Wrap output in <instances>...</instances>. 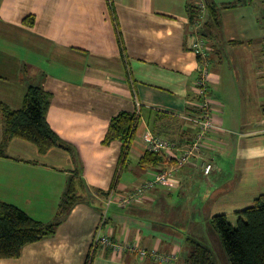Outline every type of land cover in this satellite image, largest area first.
Masks as SVG:
<instances>
[{
	"label": "crops",
	"instance_id": "0c3cea01",
	"mask_svg": "<svg viewBox=\"0 0 264 264\" xmlns=\"http://www.w3.org/2000/svg\"><path fill=\"white\" fill-rule=\"evenodd\" d=\"M211 1L218 8V28L201 39L213 48L209 99L213 123L222 130L210 136L202 156L174 174L178 184L153 188L131 207L110 214V198L108 207L118 206L117 198L136 187L134 182L156 171L137 166L146 152L143 134L151 132L150 115L164 113L183 122L197 114L199 64L189 49L193 35L185 8L195 0H0V105L17 109L29 87L43 89L50 94L48 125L74 148L70 156L59 149L39 155L32 144L10 140L7 156L0 157V201L49 224L71 175L82 185L81 200L52 236L0 264H86L104 213L106 236L162 254L176 250L178 262L182 248L173 238L189 225L179 217L185 220L191 210L208 219L227 215L264 195V80L259 77L264 0ZM227 3L233 7L219 8ZM27 17L34 19L31 27ZM136 103L141 116L117 187L100 196L115 182L123 159L120 142L103 146L101 141L110 119L133 112ZM180 132L172 129L169 140L181 142ZM1 136L0 125V141ZM203 162L211 165L207 175ZM173 192L182 201L180 211L169 204ZM192 222L206 226L197 215ZM89 261L158 264L110 249L97 250Z\"/></svg>",
	"mask_w": 264,
	"mask_h": 264
},
{
	"label": "trees",
	"instance_id": "16d2710c",
	"mask_svg": "<svg viewBox=\"0 0 264 264\" xmlns=\"http://www.w3.org/2000/svg\"><path fill=\"white\" fill-rule=\"evenodd\" d=\"M232 7L233 5L229 3L219 6V8L222 9ZM185 8L189 19V27L192 29L193 36L205 38L214 34L215 30L218 28L219 17L218 8L211 0H195L194 3L187 2ZM24 22L31 27L34 19L33 17H27ZM236 43L238 42H231V44ZM208 51V62L210 64L213 48L210 46ZM197 60L199 63L200 59L198 57ZM259 77L264 80L263 75ZM49 103V93L39 87H29L19 108L11 109L7 107V105H0V125L2 127L0 157L7 156L5 148L12 139H20L32 144L37 149L39 155H44L52 148H60L68 153H73L74 148L63 142L46 121V111ZM135 107V110L131 113H118L116 116H113L108 123L101 145L108 146L114 141L120 142L122 149L121 158L123 159L119 161L117 166L114 177L115 182L111 184L107 192L99 191L100 196H110L117 187L116 179L122 171L130 142L134 137L141 116L140 105L136 103ZM196 110L195 112L198 113V110ZM186 124L190 126L185 120L182 122V120L179 121L177 118L159 112L152 113L148 123L149 129L155 136L165 138L170 143L172 139L169 140L168 137L173 134L172 129L174 131V129L180 128L181 132L178 138L181 142H177L176 147L186 145L190 140L188 139L189 137L187 138V133L190 132V130L188 131ZM164 164L165 162L160 154L147 151L140 156L137 161V166L139 168L156 170L154 173L164 169ZM81 187V183L76 180V175H71L66 189L60 198L55 219L49 224L37 221L18 207L0 201V260L17 259L24 246L52 236L64 216L76 202L81 200V196L78 194V189ZM137 200L138 199H133L129 204L118 206V208L125 209L131 207ZM106 207L107 209L109 208L108 206ZM234 216V223L229 222L227 216L221 213L214 214L209 219V225L214 232L218 234L229 264H264V196H259L251 207L235 212ZM101 217H103V219L101 218L95 235L97 233L105 235L102 233V230H104L107 225L104 219L105 213L104 216L102 215ZM179 219L180 218H178V220ZM107 237L112 243L134 244L137 247L135 248L133 246V249L125 250L122 254L128 253L136 255L143 260L151 261L150 252H152L154 248H143L139 242H120L109 236ZM186 241L187 255L184 262L185 264H214L212 253L206 243L202 240L190 237H188ZM99 249L101 250L93 241L86 264H89V259L91 260ZM106 249H104V251ZM110 250L112 251V249ZM142 250L145 251V256L143 257L139 256ZM171 253H175L176 255V260L172 263L174 264L178 257V252L176 250L166 254H160L169 255Z\"/></svg>",
	"mask_w": 264,
	"mask_h": 264
},
{
	"label": "built area",
	"instance_id": "2783aa9c",
	"mask_svg": "<svg viewBox=\"0 0 264 264\" xmlns=\"http://www.w3.org/2000/svg\"><path fill=\"white\" fill-rule=\"evenodd\" d=\"M189 49L200 59L198 63V78L196 81V96L199 99L198 113L195 116L187 117L185 120L196 130L194 140L187 147L183 145L176 147L168 140L155 136L151 132H145L143 134L144 142L146 143V151L150 153H158L162 156L166 169L155 172L152 177L138 186L134 192H128L117 198L116 204L118 206H125L133 199H140L145 196V192L153 189L157 186H168L169 184H178L175 180L174 174L180 171L184 166L190 163V159H196L200 155H203L210 146V139L213 133L221 131L222 129L217 127L213 123L212 119V104L209 99V48L206 47L203 40L199 37L193 36L190 40ZM260 73L264 77V40L261 54ZM136 108V107H135ZM203 174L207 175L211 171V165L203 162L201 164ZM112 200L110 198L107 202ZM107 203V206H108ZM94 244L98 245L101 249L110 248L112 251L122 254L125 250H131L134 244H116L110 242L109 238L105 235L97 233L93 238ZM134 246V247H133ZM145 251H140L139 256H145ZM150 258L159 264H172L176 260L175 253L169 255H162L155 250L150 252Z\"/></svg>",
	"mask_w": 264,
	"mask_h": 264
},
{
	"label": "rangeland",
	"instance_id": "374dc122",
	"mask_svg": "<svg viewBox=\"0 0 264 264\" xmlns=\"http://www.w3.org/2000/svg\"><path fill=\"white\" fill-rule=\"evenodd\" d=\"M190 126H189V128H190ZM189 128H188V131L190 130ZM191 130H193V137H192V131ZM191 130H190V132L187 133V137H189V138L192 137L191 141H189L188 142V145H186L187 147L190 146V143L194 140L195 135L197 134L196 133V130L192 126H191ZM171 141H172L171 144H173L174 146H177L176 145L177 141H174V140H171ZM52 149L63 150V149H60V148H52ZM63 151H65V150H63ZM66 153L70 156V154L67 151H66ZM193 161H194V159L192 157L190 159V163H192ZM178 175H176V176L174 175L175 176V180L177 181V183H179V181H178ZM125 177H126V175H125ZM120 180H121V182L123 180L125 181L124 177H123V179H120ZM144 181L145 180L141 181L140 183H138L139 181L138 182H134L133 184L131 183L132 184L131 185L132 187L133 186H136V187H133V188L129 189L128 192H131V193L134 192L137 189L138 186H141L142 185V183ZM157 187H159V186H157ZM196 189H197V186L195 187V190ZM261 196H264V195H261ZM181 203H182V201L178 198V195L175 194V192H173L172 193V196H171V198L169 200V204L172 207H175L176 210L180 211V209H179L180 206L179 205ZM110 207H109L110 209L108 208L110 214H113L114 212H116L119 209L118 206H113L112 205ZM234 213H228L226 215L227 216V220L229 222H231V223H234L235 222ZM215 214H220V213H215ZM194 215H197L200 220L206 221V226L204 228L203 227H200L198 225H194L193 224L192 221L194 220ZM179 218H180L179 221L182 223V225L187 224V221L189 222V225L187 226V229H186L185 233L182 231V236L180 238L179 237H174L173 238V244H175L177 247H180V249L182 248L181 254L179 255V261L178 262H175L174 264H184V262H185L186 255H187V253H186L187 241L185 239H186V236L187 235L190 238H195V239H198V240H202L204 243L207 244V246L209 247V249H210V251L212 253V260H213V263L214 264H229V262H228V260L226 258V255H225V253L223 251V248L221 246V243H220L218 234H216V232H214V230L209 225L208 215H204L203 216L201 212L197 213V212H194V211L191 210V211L188 212L187 218L185 220L183 218H181V217H179ZM88 254L90 255V251H89Z\"/></svg>",
	"mask_w": 264,
	"mask_h": 264
}]
</instances>
